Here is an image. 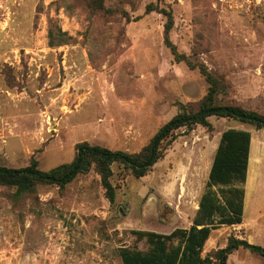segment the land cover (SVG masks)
I'll use <instances>...</instances> for the list:
<instances>
[{"label": "rangeland", "instance_id": "374dc122", "mask_svg": "<svg viewBox=\"0 0 264 264\" xmlns=\"http://www.w3.org/2000/svg\"><path fill=\"white\" fill-rule=\"evenodd\" d=\"M89 1L0 0V166L36 159L49 171L72 162L82 142L138 153L180 104L196 107L209 85L165 46L166 19L146 14L151 3L173 11L178 52L228 81L225 102L264 115V0H105L113 14ZM50 24L68 33L66 45L49 46ZM209 121L179 130L147 176L122 179L114 166V207L93 171L19 199L0 186V264H123L121 248L148 250L133 231L188 229L229 129L252 135L244 223L213 231L203 255L232 235L264 247V129ZM228 264L264 258L239 249Z\"/></svg>", "mask_w": 264, "mask_h": 264}, {"label": "trees", "instance_id": "16d2710c", "mask_svg": "<svg viewBox=\"0 0 264 264\" xmlns=\"http://www.w3.org/2000/svg\"><path fill=\"white\" fill-rule=\"evenodd\" d=\"M105 0H90L95 11L113 14L105 10ZM157 12L165 19L164 44L177 62L186 63L198 70L206 79L209 88L205 97L196 107L180 104L178 113L166 123L138 153L113 151L87 142L76 145V156L72 162L49 171H42L39 162L33 159L23 168L0 166V186L15 189L19 199L34 194L39 186H56L65 189L78 177L95 172L105 191L111 207L116 204L118 185L113 182L114 166L121 169L122 179L128 176L142 178L150 174L155 165L163 160L167 150L177 139L181 129L193 130L197 126L211 128V117L234 120L250 125L257 130L264 129V115L247 110L237 104L225 102L223 97L230 94L231 86L224 79L209 71L204 64L193 63L178 52L171 40L174 15L170 8L151 3L146 14ZM71 38L56 24L48 29V44L51 48L66 45ZM252 135L249 131L229 129L221 137L199 208L188 229L176 228L170 234L152 231H133L138 241L146 240L148 250L123 247L119 251L123 264H228L231 254L239 249L249 250L264 258V247L251 244L245 239L232 235L225 248L214 256L203 255L204 248L213 231L222 226L237 227L244 223L245 183L248 176Z\"/></svg>", "mask_w": 264, "mask_h": 264}, {"label": "crops", "instance_id": "0c3cea01", "mask_svg": "<svg viewBox=\"0 0 264 264\" xmlns=\"http://www.w3.org/2000/svg\"><path fill=\"white\" fill-rule=\"evenodd\" d=\"M252 147V146H251ZM251 165V149H250V156H249V167H248V176H247V181H246V183H245V186H246V184H247V182L249 183V168L251 167L250 166ZM250 182H251V180H250ZM249 185H250V183H249ZM245 186H244V188H245ZM246 189H245V205H246V198H247V196H246ZM209 241V240H208ZM207 244V243H206ZM206 246V245H205Z\"/></svg>", "mask_w": 264, "mask_h": 264}]
</instances>
